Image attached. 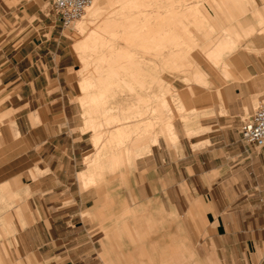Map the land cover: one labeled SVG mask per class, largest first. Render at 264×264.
I'll use <instances>...</instances> for the list:
<instances>
[{"label": "rangeland", "instance_id": "rangeland-1", "mask_svg": "<svg viewBox=\"0 0 264 264\" xmlns=\"http://www.w3.org/2000/svg\"><path fill=\"white\" fill-rule=\"evenodd\" d=\"M50 2L0 0V68L6 76L8 67L26 66L29 62L21 59L22 55L31 48L33 34L35 39L36 33L41 35L37 64L48 76L52 71L48 67H60L58 82L65 94L67 123L63 117L57 120L55 142L65 146L68 138L64 131H72L80 158L72 167L63 162L62 168L54 165L51 172L30 168L22 179L0 184V264L10 262L14 221L25 230L42 232L47 219L58 222L70 218L60 216L64 208L77 212L70 221L73 229L83 224L92 232L98 231L94 239L101 236L99 257L103 264H226L223 262L230 257L237 259L235 264H264V148L249 144L251 153L260 158L250 159L248 165L250 196L246 206L238 182H220L235 175L228 169L222 166L199 177L204 168L200 152L213 144L202 140L190 144L192 150L186 146V139L193 142L215 134L211 143L215 141L216 148L210 155L223 159L226 148L222 145L228 134L219 126L228 124L226 103H238L226 84L235 81L240 99H244L243 111L231 121L236 131L264 93L263 89L247 96L249 84L238 82L234 75L242 67L255 69L264 59V0H140L124 9L105 3L92 22L87 11V16L71 28L61 27ZM98 6L99 0H94L89 9ZM120 10L142 21L147 19L149 28L159 31L158 35L138 39L137 24L123 26ZM99 25L104 30H99ZM126 28L132 34H126ZM50 34L55 42L48 40ZM222 40L226 45L216 49ZM18 47H23V54L12 56L10 50ZM114 49L123 54L113 56ZM104 68L109 69L106 74ZM101 79L105 83L98 84ZM40 82L44 87L43 77ZM50 89H42L43 95ZM81 90L89 99L88 105L95 108L100 124H91V132L86 133L82 132L85 121L78 100ZM55 91L59 88L50 92ZM6 97L4 92L0 101ZM8 105H0V124L10 129L13 111L6 109ZM52 106L55 112L61 111L60 105ZM27 117L31 125L38 123L34 112ZM171 125L177 139H171L166 131ZM38 132V128L31 130L21 146H30L39 138ZM143 140L145 148L133 147ZM178 143L184 144L182 151ZM100 157L103 176L84 183L82 174L88 161L93 158L94 163ZM32 160V152L26 151L25 164ZM44 173L47 175L40 176ZM237 174L236 179L244 181L245 173ZM256 174L263 177L260 197L252 182ZM39 176L29 189L27 181ZM187 176V181L181 182ZM210 178L218 183L209 185ZM40 187L51 188V192L43 196L30 192ZM166 190L178 199L180 209H186L189 225L184 222V226L194 224L196 230L184 231L171 205L161 199ZM66 193L72 197L63 198ZM210 241L216 249L208 247ZM27 242L28 238L23 245ZM24 260L25 264H37L28 256Z\"/></svg>", "mask_w": 264, "mask_h": 264}, {"label": "crops", "instance_id": "crops-1", "mask_svg": "<svg viewBox=\"0 0 264 264\" xmlns=\"http://www.w3.org/2000/svg\"><path fill=\"white\" fill-rule=\"evenodd\" d=\"M138 1L140 0H99L98 7L99 9H102V6L105 3H112L119 4L121 5L120 9H124L126 7L128 8L130 6H136V3ZM119 15L123 18V26L131 27V25L134 26L135 24H137L138 39L147 35L152 36V39H154L159 33V31H157L155 28H149V22L147 19L142 21L140 17L127 15L125 14V12H122V10H120ZM88 20L91 22L93 21L91 19ZM199 23L205 24V21L200 20ZM98 28L99 30H104V27L102 25H99ZM124 32L129 35L132 34L133 31L129 30V28H126ZM34 36L35 34H33L31 48L26 54H23L21 52V49L23 50V47L12 48L10 50L12 56L23 54L21 59L26 58V60H28L29 62L26 66H24V64L21 67H8L10 72L6 76L4 75V70L0 68V98L4 94V92L8 96L3 101H0V105L4 102H8L9 105L6 107V109H11L13 111L11 128L9 129L3 124H0V184L5 181H18L19 179H22L26 171L30 168H34L40 171L47 169L49 172H51V168L54 165H56L57 168H62L63 162L65 163V166L68 165L72 167L76 160L80 158V152L74 149V138L72 136V131H70L68 134L67 130L64 131L66 138H68V143L65 144V146H60L55 142L54 137H56L57 135L56 128L58 126L57 120L63 117V119L67 123V114L63 109V98L65 94H63V92L61 91V86L58 82V69L60 67H57L56 64L53 67H48V71L50 68L52 69V71H49L50 76H48L45 69H41V67L38 66L37 62L39 61V58L35 59V57H40L39 51L41 48V35L39 33H36V39ZM51 38L52 37L50 34L48 40H51ZM11 40L12 37L6 40V44H9ZM52 40L55 42V38H52ZM225 45L226 42L222 40L217 43L215 47L216 49H221ZM48 51L50 54H52L50 50ZM116 52H118V50L114 49L113 56H115ZM53 53L55 54V49ZM117 54L122 55L123 53L118 52ZM104 69V72L106 74L109 69ZM236 72L237 73L234 75L241 78H238V82H247L249 84L248 91L246 92L247 96L263 91L264 59L259 62V66H257L255 69L242 67L240 72L238 70ZM42 77L45 80L44 87L41 86L40 82ZM103 81L105 83V79H101L98 84H100L101 82L103 83ZM93 83L95 84V82ZM234 83L235 81H231L230 84L227 83L226 85H230L231 92L234 94L235 100L236 102L238 101V103H236V106H230L228 102L226 103V111L229 117V119H227L228 124L219 126V129L226 128L225 131L228 134L227 141H223L222 145L226 148L223 159H216V156L211 157L210 155V153L216 148L215 146H213L216 142L214 141L211 143V140L213 139L215 134L208 135L207 137H203L199 140H194L193 142H191L190 139H186V141L188 142L186 146L187 148L192 150L190 144H195L202 140L210 141V146L211 144H213L212 147L205 148L200 152V154L202 153V155L200 156V159H202L200 161V164H203L204 166V168H202V170L198 172L200 174L199 177L201 178L206 177V174H210L214 170H217L222 166L235 175H238L237 173L242 174L244 172V181L242 180V178L240 180H237L235 175L230 174V176L221 179L220 182L225 181L228 183L229 179L231 180L230 183L238 182L240 184L239 190L242 192V194H244V203L246 206H248L250 196V194L248 193L250 189L248 165L250 159L259 160L260 157L257 155V153H251L249 145L244 147L240 144L239 135L236 131V126H234L235 122H231L232 120L236 121L237 119L235 118L240 116L241 112L243 111L242 102H244V99H240V88L238 86H235ZM81 84L82 83H80V89ZM46 88H51L54 90L59 88V91H55L54 94H51L50 89L45 91L46 95H43L42 89ZM104 88L108 89L106 85ZM13 97L15 98V102L11 101ZM78 100L83 108V117L85 121V125L84 127H82V132H91L88 127L91 124H99V122L96 121V117L94 116L95 108L88 105L89 99L86 97L82 90ZM33 102H35V106H31L30 108L29 105L34 104ZM53 104L60 105L61 111L55 112L52 108ZM43 108L45 109V111H42ZM33 112L36 114V118L38 120V123H36L35 125H31L27 117L29 113ZM49 120H52V122H49ZM208 125L214 124L212 123ZM37 128L39 129V138L34 139L32 144L27 148L21 146L24 143L23 141L26 135H28L31 130ZM70 129H72V127H70ZM166 131L168 132V134H170L171 139H177L172 125L168 126ZM83 133L79 134V136H82ZM180 139L182 138H178L179 141ZM145 141L143 140V142L141 143L132 145L136 149L145 148ZM178 144L179 150L182 151L184 144ZM26 151H31L33 157L32 162L28 164H25ZM47 151H49L48 154ZM112 156H115L114 152L112 153ZM147 156L149 155H146V157ZM101 157L94 163L92 162L93 158L88 161V168L85 173L82 174V180L84 183H93L97 177L103 176L104 165L101 163ZM104 157H108V155ZM163 159L164 158H161L160 160L163 161ZM169 161L175 160L170 159ZM263 169H261L262 172ZM190 170L191 172L193 171L192 166H190ZM191 174H193V172ZM45 175H47V173H44V175L40 176L44 177ZM40 176L35 177L34 179H29V181H27V187L30 189L31 183L33 181H37ZM188 176L183 178L181 182L185 183ZM262 179L263 177H260L259 174L252 176V182L254 183L253 187L255 188V193L258 197H260V194L263 191V189L261 190L260 188ZM57 181L59 180L56 179V182ZM208 182L209 185L218 183L217 179L211 180V178L208 180ZM169 183L175 184L176 182L170 181ZM243 183L245 184V186H243ZM30 192H40L43 196L51 192V188L44 189L40 187L34 190H30ZM65 197H72V194L68 193L67 196L66 193L63 198ZM77 198H79V194L77 195ZM161 199L164 204L171 205L173 212L178 215L184 231L196 230L195 227H192L194 226V224H192L191 227L184 226V222L188 224L185 213L186 209L179 208L177 203L178 199L172 197L170 193L167 192V190L163 193ZM73 211V209H61L60 216H69L70 218L68 220L61 219L58 221L59 223L57 221L52 222L50 219H47V225L44 226L42 232H39L38 230L35 231L34 229L25 230V227H19L18 223L14 221V235L12 242L13 245L9 257L10 262H8V264H14L17 261L18 263L21 262L22 264H25V256H28L31 262L37 264H103L99 257L100 248L98 240L101 236L94 239V235L97 234L98 231L92 232L91 229H86L83 224H81L80 226L78 225L76 229H73L75 228V225H72L70 223L71 217L77 216V212ZM41 233L43 235L42 238L40 237ZM26 238H28V242L26 245H23V242ZM203 240H205V238H203ZM208 247H213L216 249V246L213 245L211 241L208 242ZM236 261L237 259L230 257L229 260H226L224 262L222 260L221 262L226 264H235L238 263V261Z\"/></svg>", "mask_w": 264, "mask_h": 264}, {"label": "built area", "instance_id": "built-area-1", "mask_svg": "<svg viewBox=\"0 0 264 264\" xmlns=\"http://www.w3.org/2000/svg\"><path fill=\"white\" fill-rule=\"evenodd\" d=\"M91 0H51L50 8L61 27L78 19ZM239 139L243 146L253 145L264 148V94L256 102L248 118L241 120L237 126Z\"/></svg>", "mask_w": 264, "mask_h": 264}, {"label": "bare ground", "instance_id": "bare-ground-1", "mask_svg": "<svg viewBox=\"0 0 264 264\" xmlns=\"http://www.w3.org/2000/svg\"><path fill=\"white\" fill-rule=\"evenodd\" d=\"M123 1V0H122ZM93 3H94V0H91V2L89 3V5H87L86 7H85V9H84V11H83V13H82V15L78 18V19H76V20H74V21H72L69 25H68V27L69 28H71L73 25H75L76 23H78V22H80L81 20H83L84 18H85V16H87V11L88 12H90L88 15H89V17H88V19H96L97 17H98V15L100 14V13H102V11H103V9L101 10V9H99V7H93V8H91V9H89L92 5H93ZM90 11H89V10ZM80 20V21H79ZM87 26V25H86ZM80 27V26H79ZM80 28H82V27H80ZM80 28H78V31H79V29ZM81 30V29H80ZM77 31V33H79ZM84 32V31H83ZM100 96H102V95H100ZM96 144V143H95Z\"/></svg>", "mask_w": 264, "mask_h": 264}]
</instances>
